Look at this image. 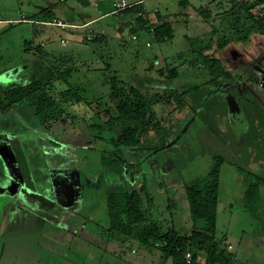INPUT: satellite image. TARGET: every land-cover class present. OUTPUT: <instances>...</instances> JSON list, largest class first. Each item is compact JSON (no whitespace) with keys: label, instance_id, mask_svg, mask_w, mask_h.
<instances>
[{"label":"rangeland","instance_id":"obj_1","mask_svg":"<svg viewBox=\"0 0 264 264\" xmlns=\"http://www.w3.org/2000/svg\"><path fill=\"white\" fill-rule=\"evenodd\" d=\"M85 1L90 4L87 11L94 16L100 10L109 12L114 2L129 4L138 0ZM181 1H140L144 4L148 22L155 23L158 12L168 16L165 20L172 22L175 33L172 40L159 41L145 29L132 33L129 21L136 22L137 14L108 13L92 24L93 35H89L91 38L104 34L107 40L86 43L85 29L67 28L68 23L65 27L38 25L27 18L46 7V0H0V83L29 78L41 61V56L35 51L40 44L52 49L44 56L45 63L62 69L66 65L74 66L75 71L69 80L71 85L85 89L88 99L103 95L104 103L109 92V85L104 81L111 73L143 90L155 91L160 90L155 88L157 81H164L159 71L170 63V68L177 66L180 71L175 86L205 83L209 78L207 72L193 69L189 63L193 56L185 53L193 46L200 49V44L212 43L216 48V42L222 35H231L232 30L222 16L230 8L231 0H187L185 6L180 4ZM76 2L68 0L61 5L70 8L75 4L76 10L81 12L83 7ZM101 5L106 8L101 9ZM203 9H211V17L207 18ZM58 13L62 16L61 12ZM251 35V40L245 44L232 41L226 50H219L227 69L238 71L239 66L233 68L229 54H237L236 58L242 57V53L250 55V58L264 57L259 39L255 33ZM259 64L253 67L252 73L257 76H252V79L257 80L252 87L244 84L238 89L227 83L223 88H212L213 102L217 100V104H221L220 112L211 114L212 120L221 128L227 123L232 126L235 135L233 138L229 136L231 142L245 134L242 132L247 125L242 108L244 102L250 103L251 97L257 98L256 104L261 101L263 82L259 75L262 76L263 70ZM107 67L112 70L110 73ZM70 83L56 82V86L48 87L50 94L65 108L64 114L60 115L58 109L50 111L46 118L39 117L31 100L6 111L0 110V264H85L83 255L89 251L90 241L94 254H104L97 245H100V237L105 236L102 227L108 225L109 219L105 191L108 186L118 184L120 177L106 174L98 151L111 147L108 140L112 133L99 114L102 111L92 113L90 105L74 106L64 102L67 97L64 92ZM236 90L240 96L235 94ZM193 95H188L187 101L196 108L204 94L199 91L198 96ZM255 108L253 103L249 110ZM154 111L159 117L161 105H156ZM224 113H227L226 117ZM46 120L49 128L43 123ZM202 120L199 111L191 115L183 121L185 125L174 139L179 152H202L194 161L183 167L187 160L180 159L177 151L173 150L137 154L139 158L136 160L134 155L127 153L128 162L136 166L127 170L126 177L132 182L138 179L133 184L146 178L155 198L153 219L163 232L175 226L181 234L191 233L195 222L190 214L185 183L203 177L214 154L224 155L226 163L222 168L220 186L218 241L228 245L233 254L239 252L232 264H264V184L257 200L252 205L245 203V190L253 178L251 176L256 174L264 178V151L256 149L259 142L253 131L247 132L248 143L242 144L240 149L230 147L229 150L224 138L226 135L220 131L217 134L223 143L214 139L218 125L212 132ZM93 121L102 129L93 128ZM183 147L187 149L183 150ZM17 150L24 156L25 168L17 161ZM89 220L90 224L87 223ZM71 223L75 224L68 227ZM204 225L205 221L198 219L197 226ZM101 244L117 253H122V248L126 251L125 247L129 246ZM132 246L136 247L137 253L142 249L135 242ZM143 264L152 263L147 261Z\"/></svg>","mask_w":264,"mask_h":264},{"label":"trees","instance_id":"obj_2","mask_svg":"<svg viewBox=\"0 0 264 264\" xmlns=\"http://www.w3.org/2000/svg\"><path fill=\"white\" fill-rule=\"evenodd\" d=\"M116 3L118 2H114V4ZM126 4L127 7L123 9H118L114 5V14L138 15L136 22L129 21L132 33H136L138 29H145L148 33L154 34L159 41L174 38L175 33L172 22L165 20L168 16L158 12L157 21L155 23L148 22L142 2ZM180 4L185 6L188 1L182 0ZM53 10L50 7L42 8L38 13L31 16V19L35 20L33 18L38 17L41 19L39 21L45 24L55 25L53 24L55 20ZM203 13L209 18L212 15V10L203 9ZM222 16L223 19L227 20V24L232 30L231 35H222L216 42V48L213 47L212 43L200 44V49L193 46L185 53L193 56L189 61L193 69L207 72L209 78L202 84L189 87L175 86L174 82L179 77L180 71L177 66L170 68L169 63L166 69L159 71L160 76L164 77V81H157L155 88L160 90L151 91L148 88L143 90L136 85L123 81L116 73H111L104 81L109 85V92L105 95L107 101L103 102V95L88 99L85 89L78 85H71L69 82L75 71L74 66L66 65L62 69L55 64L49 65V63L44 62L43 58L48 55V52L43 50V44L35 47V51L41 56V61L29 78L10 83H0L1 111H6L16 105H23L31 100L36 106V115L39 117L46 118L50 111L58 109L60 115L64 114L65 108L57 102L48 89V87L56 86V82L70 83L69 88L64 92L67 95L64 99L65 103L85 107L90 105L92 113L102 111L99 114L105 120V125L112 136L108 140L111 147H104L98 151L101 166L106 174L120 177L118 184L108 186L105 191L109 219L108 225L102 227L105 234L102 238L121 246L130 245L133 242L138 243L140 248L151 252L159 251L164 258L171 260V264H185L184 257L187 252H191L195 260L200 261L202 259L203 262H200V264H232L234 256L228 250L229 246L220 243L217 237L222 168L226 163V157L222 154H214L208 172L203 177L185 183L190 214L195 223L191 233L181 234L175 226L163 232L159 223L153 219L155 198L148 187L146 178L138 184H133L138 182V179L132 182L126 177L127 170L129 171L136 166L128 162L127 153L134 155L133 157L136 160L139 158L137 154H155L156 151L173 150L177 151L176 153L181 157L180 159L187 160L183 164V167H185L188 162L194 161L196 156L202 152H191V150L179 152L176 145H174L176 144L174 139L180 133L182 126L185 125L183 121L189 119L197 111H199L200 117L203 118L202 121L206 123L207 129L213 130L218 125V130L212 131L214 135L216 134L214 139L217 142L219 140L222 142L221 137H217L219 131L221 134L226 135L224 138L229 150L230 147L240 149L242 144L248 143L249 134L247 132L253 131L259 142L256 149L264 151V105L262 104L264 102V57H251L254 58L251 59L250 55L242 54V57L234 60L229 54L230 59H233V64L239 59L245 61L247 58L251 63L260 62L259 66L263 70L262 76L258 74L263 82V92L259 96L262 102L259 101L256 104L257 98L250 96L253 100L250 103L244 102L242 107L247 121L245 129L242 130L245 134H241L239 140L231 142L229 136L233 138L235 135L232 126L227 123V126L221 128L217 122H213L211 116L213 112H220L219 105H221L217 104V100L213 102L214 89L212 88H223L227 83H230V85L241 89L244 84V86L252 87L254 81L257 80L252 79V76H257V74L253 75L249 70L242 71L249 63L248 60L245 63L240 61L241 64L238 63L239 66L237 67L238 71H232L224 65L219 50H226L232 41L235 44L249 42L252 33L256 34L260 45L264 48V0H231L230 8L224 11ZM122 29L123 27L120 28V30ZM90 35H93V32ZM85 37L86 43L107 40V36L104 34L91 36V38L89 35H85ZM226 55L228 57L227 52ZM232 66L234 68V65ZM108 70L109 73L112 71L110 68ZM199 91H202L204 95L200 105L195 108L187 101V96L192 95L193 97V94L198 96ZM235 92L237 94V90ZM253 103L256 108L251 111L249 107ZM212 104H214V109H212ZM156 105L162 107V113L159 117L154 111ZM226 114L224 113L223 116L226 117ZM214 120L218 119L214 118ZM93 122V128L102 129L101 125H97L95 121ZM43 123L46 127H50L47 120ZM226 129L229 131L225 132ZM224 138L222 137V139ZM91 148L95 149L94 146H91ZM186 149V147H183V150ZM15 154L19 165L25 168L27 163L21 151L17 150ZM251 177L253 178L245 190V203L248 205H252L257 200L261 185L264 184L263 177L256 174ZM169 202L171 203V201ZM170 203L169 208L171 209ZM262 211L264 214V204ZM198 219L205 221L203 227L199 228L197 226ZM87 223L90 224L91 221L89 220Z\"/></svg>","mask_w":264,"mask_h":264},{"label":"crops","instance_id":"obj_3","mask_svg":"<svg viewBox=\"0 0 264 264\" xmlns=\"http://www.w3.org/2000/svg\"><path fill=\"white\" fill-rule=\"evenodd\" d=\"M141 1V0H138ZM135 1V2H138ZM47 2V6L46 7H50L52 9H54L53 11L55 12V20H63L65 23L70 24L69 26H66L67 28H82L85 29L86 35H90V33L92 32V30L90 29V27L92 26V24L101 19L103 16H105L108 13H115L114 12V3L112 4L113 9H110L109 12H103L102 10L99 11L98 15H94L91 13V11H87V8L90 6V4L88 2H86L85 0H77L76 3H78V6L83 7V10H81V12H78L76 10L77 6L75 4L71 5L70 8H65L63 5L65 2H68V0H54V1H49L46 0ZM100 5V3L98 4ZM102 7L105 9V6L101 5V9ZM45 8V7H42ZM41 8V9H42ZM39 11V10H38ZM62 13V16H59V13ZM77 12V13H76ZM58 15V16H57ZM32 23L34 24H38V25H44V23L42 21H39L41 19H39L38 17H34L32 20L31 16L27 17ZM25 17V19H27ZM43 50H45L46 52H52V49H48L46 44H43ZM220 207V204H219ZM73 224L75 223H71L70 226L68 227H73ZM107 226V225H106ZM67 227V226H66ZM102 237H100V245H97L99 247L100 251H103L104 254L99 253V254H94L92 252L91 249V241L89 242V251L87 250V252H84V263L85 264H119L120 262H124L126 264H143L148 262H151L152 264H171V260L168 258H164L162 256V254L159 251H148L146 249H140V253L136 252V247L132 246V244H130L129 246H126L125 249H127L126 251H124L122 248V253H117L116 250H109V248L106 245L103 244H108V245H112L113 243L108 242L107 240H105L104 238L101 239ZM115 245V243H114ZM116 245L121 246L119 244L116 243ZM231 245V244H230ZM123 247V246H121ZM230 251V250H229ZM231 252V251H230ZM232 253V252H231ZM239 253V252H238ZM238 253H236L237 257H238ZM233 254V253H232ZM236 255L233 254V256L235 257V261H236ZM125 258V259H124ZM200 262H203L202 259H200ZM238 262V260H237Z\"/></svg>","mask_w":264,"mask_h":264},{"label":"built area","instance_id":"obj_4","mask_svg":"<svg viewBox=\"0 0 264 264\" xmlns=\"http://www.w3.org/2000/svg\"><path fill=\"white\" fill-rule=\"evenodd\" d=\"M115 6L118 8V9H123V8H126L127 7V4L124 2V1H121V2H118L115 4ZM53 24H56V25H60V26H66L65 22H62V21H58V20H54ZM184 260H185V264H200V261L198 260H195L194 257H193V254L191 252H187L185 257H184Z\"/></svg>","mask_w":264,"mask_h":264},{"label":"flooded vegetation","instance_id":"obj_5","mask_svg":"<svg viewBox=\"0 0 264 264\" xmlns=\"http://www.w3.org/2000/svg\"><path fill=\"white\" fill-rule=\"evenodd\" d=\"M236 46V45H235ZM228 50V49H227ZM234 53V52H233ZM237 53V52H236ZM225 54H226V52H225ZM240 54V53H239ZM242 54H245V53H242ZM236 56H237V54H233L232 55V57H233V59L235 60V59H238V57L236 58ZM251 56H253V55H251ZM255 58V57H254ZM253 58V59H254ZM240 61H241V59H239V61H236V63L235 64H233L234 65V68L237 66V65H239L238 63H240ZM246 62V61H245ZM234 63V62H233ZM241 64V63H240ZM255 64H257V63H251L250 61H249V63H247L246 64V67H248V69L247 70H249V71H253L254 69H253V67H254V65ZM261 72H262V70H261ZM255 73H257V72H255Z\"/></svg>","mask_w":264,"mask_h":264}]
</instances>
